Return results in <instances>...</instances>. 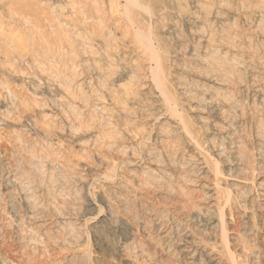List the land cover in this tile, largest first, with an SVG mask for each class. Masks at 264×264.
Wrapping results in <instances>:
<instances>
[{"label":"rangeland","instance_id":"rangeland-1","mask_svg":"<svg viewBox=\"0 0 264 264\" xmlns=\"http://www.w3.org/2000/svg\"><path fill=\"white\" fill-rule=\"evenodd\" d=\"M10 1L0 264H264V0Z\"/></svg>","mask_w":264,"mask_h":264},{"label":"bare ground","instance_id":"bare-ground-1","mask_svg":"<svg viewBox=\"0 0 264 264\" xmlns=\"http://www.w3.org/2000/svg\"><path fill=\"white\" fill-rule=\"evenodd\" d=\"M5 1V0H4ZM12 1V0H11ZM10 1V2H11ZM20 2V1H19ZM19 2H17L18 4H19ZM131 2V1H130ZM12 3H13V1H12ZM16 3V4H17ZM3 5H4V3H3ZM7 5H9V4H6L5 5V7H8ZM11 5V4H10ZM14 5V4H13ZM21 5V4H20ZM11 8V7H10ZM2 9V8H1ZM14 9H15V7H14ZM34 9V8H33ZM4 10V9H3ZM10 10V9H9ZM42 10L43 9H41V13H42ZM1 11V10H0ZM14 11V10H13ZM30 11H32V10H30ZM21 12V11H20ZM37 12L39 13V10H38V8H37ZM1 13H2V11H1ZM6 13H7V11H6ZM14 13V12H13ZM12 13V14H13ZM18 13H19V11H18ZM41 13H40V15H41ZM11 13H9V16H7V17H10V19L11 20H13L14 22L12 23V24H6L5 22L7 21L6 20V17L4 18V20H6L5 22H3V20L2 21H0V55H4V58L5 59H9V62L7 63V62H2V63H4L5 65H6V63L7 64H9V63H11L12 62V60H15L14 61V63H16L19 59H20V62H21V60H22V62L24 61H33V62H35V61H38L39 62V64L40 65H44V66H48L49 67V69L51 68L53 71H55V73H57V74H59L60 75V71L58 72L57 70L59 69V68H57V70H54V66L55 65H58V64H61V61L63 60H61V57H60V54H59V52L57 51V49H56V46H52V47H55V48H50V45H49V47L47 46H41L40 44H36V45H34V44H29V37L27 36V35H19V32H14L13 30H15V26L16 27H18L17 29H19L20 30V28L21 29H25V30H29V29H26V27L27 26H29V22H31V18H30V21H27V17H20V18H14V17H12L13 15H15V14H13L12 15ZM20 14V13H19ZM28 14V13H27ZM29 14H31V13H29ZM42 14H44V13H42ZM2 15H4V14H2ZM11 15V16H10ZM23 15H24V13H23ZM32 15H33V13H32ZM39 17H40V15L39 14H37ZM36 15V12H35V14H34V17L35 16H37ZM45 15V14H44ZM19 16V15H18ZM21 16V15H20ZM1 17V16H0ZM30 17V16H29ZM33 17V18H34ZM38 17V18H39ZM45 17V16H44ZM32 18V19H33ZM37 18V19H38ZM1 19H3V18H1ZM29 20V19H28ZM35 20V19H34ZM44 20V19H43ZM46 22H47V20H45ZM49 21H51V20H49ZM10 22V21H9ZM34 22V21H33ZM36 22V21H35ZM52 22V21H51ZM40 24V23H39ZM45 25L47 24V23H44ZM49 24H50V22H49ZM31 25H33V24H30V26ZM32 27V26H31ZM33 27H35V26H33ZM39 27V26H38ZM48 27V26H47ZM28 28H30V27H28ZM36 28V27H35ZM34 28V29H35ZM53 28V27H52ZM33 29V28H32ZM39 29V28H38ZM37 29V30H38ZM41 29V28H40ZM36 30V31H37ZM47 30V29H46ZM51 30V29H50ZM15 31H17V30H15ZM35 31V30H34ZM33 31V32H34ZM44 31V34H45V30H43ZM53 32V31H52ZM26 33H27V31H26ZM25 33V34H26ZM29 33V32H28ZM27 33V34H28ZM42 33V32H41ZM40 33V34H41ZM58 33H60V32H58ZM31 34H32V32H31ZM54 34V33H53ZM28 35H30V33L28 34ZM37 35V34H36ZM36 35L34 36V37H36ZM43 35V34H42ZM49 35H52V34H49ZM62 35V34H61ZM32 36V35H31ZM38 36V35H37ZM45 36V35H44ZM47 36V35H46ZM56 36V38H58V34L57 35H55ZM33 37V38H34ZM43 37V36H42ZM141 37V36H140ZM31 38V37H30ZM38 38H40L41 39V37L39 36ZM38 38H36V39H38ZM45 38V37H44ZM43 38V39H44ZM49 37H47V39H48ZM55 38V39H56ZM59 38H60V34H59ZM148 38V37H147ZM35 39V38H34ZM34 39H32L33 41H34ZM42 39V41H45V42H43L44 44L46 43V40H43ZM141 39H145V41L147 40L146 39V37L144 38V36L143 37H141ZM141 39H140V42H141ZM50 40V39H49ZM52 40V39H51ZM57 40H59V39H57ZM56 40V41H57ZM63 40V39H62ZM149 40V39H148ZM147 40V41H148ZM29 41V42H28ZM41 41V40H40ZM61 41V40H60ZM64 41V40H63ZM32 42V41H31ZM30 42V43H31ZM35 42H38V41H35ZM64 42H66V40L64 41ZM149 42V41H148ZM33 43V42H32ZM40 43V42H39ZM53 43V42H52ZM67 43V42H66ZM151 42H149V44H145L144 43V45H143V42L141 43L142 45H143V48H144V46L145 47H147V49L149 50V48H150V50H152V45L150 44ZM47 44V43H46ZM56 44H58V41H57V43ZM55 44V45H56ZM60 44V43H59ZM53 45V44H52ZM63 45V44H62ZM65 45H68V44H65ZM150 45V46H149ZM60 46H61V44H60ZM59 47V46H58ZM57 47V48H58ZM42 48V49H41ZM61 48V47H60ZM64 49H66V48H64ZM59 50V49H58ZM145 50H146V48H145ZM63 51V49L61 48V52ZM150 52V51H149ZM151 53V52H150ZM152 54V53H151ZM155 54V53H154ZM153 55V54H152ZM63 56V55H62ZM156 57H157V55H155ZM64 57V56H63ZM3 58V59H4ZM17 59V60H16ZM152 59V58H151ZM11 61V62H10ZM154 62L156 61V60H153ZM23 62V63H24ZM52 62H54V63H56L55 65H54V63H53V65L51 64ZM64 62V61H63ZM18 63H19V61H18ZM155 63H157V66L158 67H160L159 66V62H155ZM3 64V65H4ZM7 66V65H6ZM5 66V67H6ZM62 66V68H63V64L61 65ZM10 67V66H9ZM7 68V67H6ZM158 69H160V68H158ZM57 71V72H56ZM64 71V70H63ZM159 72H160V70H159ZM62 73V72H61ZM63 74V73H62ZM162 81V80H161ZM158 82H159V79H158ZM162 83V84H161ZM159 84H161L160 86L162 87L163 86V82H159ZM158 84V85H159ZM158 88V87H157ZM163 89V88H162ZM161 89V90H162ZM165 89V88H164ZM163 91L164 90H162V93H163ZM165 92V91H164ZM165 93H163V95L162 96H165L164 95ZM161 98H163V100L164 99H167L166 97L164 98V97H161ZM162 100V101H163ZM168 101V99L166 100V102ZM164 103H165V101H164ZM8 108V107H7ZM2 122V121H1ZM2 124V123H1ZM176 125H177V123H176ZM179 125V124H178ZM186 134H187V132H186ZM186 136V135H185ZM188 136V135H187ZM262 191V190H261ZM263 192V191H262ZM264 193V192H263ZM14 195V194H13ZM11 195H9V197H10ZM14 197V196H13ZM194 256V255H193ZM191 257V256H190ZM194 258V257H193Z\"/></svg>","mask_w":264,"mask_h":264}]
</instances>
